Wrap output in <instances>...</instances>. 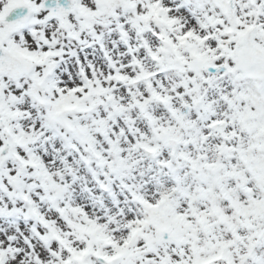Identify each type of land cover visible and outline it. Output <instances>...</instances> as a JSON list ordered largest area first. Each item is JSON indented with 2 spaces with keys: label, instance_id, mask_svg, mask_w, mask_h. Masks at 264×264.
Here are the masks:
<instances>
[{
  "label": "snow or ice",
  "instance_id": "6c2138e0",
  "mask_svg": "<svg viewBox=\"0 0 264 264\" xmlns=\"http://www.w3.org/2000/svg\"><path fill=\"white\" fill-rule=\"evenodd\" d=\"M0 264H264V0H0Z\"/></svg>",
  "mask_w": 264,
  "mask_h": 264
}]
</instances>
